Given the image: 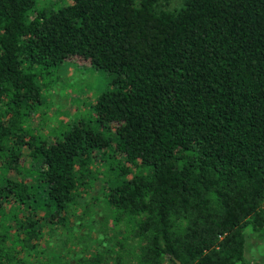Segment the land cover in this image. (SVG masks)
Wrapping results in <instances>:
<instances>
[{
  "label": "trees",
  "instance_id": "1",
  "mask_svg": "<svg viewBox=\"0 0 264 264\" xmlns=\"http://www.w3.org/2000/svg\"><path fill=\"white\" fill-rule=\"evenodd\" d=\"M158 1L0 0V264H249L247 229L264 231V0ZM73 58L111 86L95 125L46 138L33 116ZM96 184L106 246L70 250L67 214Z\"/></svg>",
  "mask_w": 264,
  "mask_h": 264
},
{
  "label": "rangeland",
  "instance_id": "2",
  "mask_svg": "<svg viewBox=\"0 0 264 264\" xmlns=\"http://www.w3.org/2000/svg\"><path fill=\"white\" fill-rule=\"evenodd\" d=\"M71 2V0H36L37 6L60 5ZM159 7L173 9L182 4V0H159ZM111 86L108 74L105 70L91 66L86 59L73 58L65 60L58 68L54 81L46 88H43V103L41 111L33 116L32 123L38 127V133L50 138L59 132L65 124L78 119L87 121L91 126L95 125V114L92 104L96 95L104 88ZM51 127L56 128L51 134L48 133ZM27 149H25L26 151ZM12 174V173H11ZM96 183L99 180L95 181ZM94 186L91 195H97ZM89 194H85L76 208L67 214L72 229L70 230L72 246L63 242V238L53 237L57 243L63 242L65 248L79 251L84 246L88 248L104 249L103 229L101 224L103 214V200L99 196L91 201ZM87 202H92L91 211L84 207ZM262 232V233H261ZM64 237V234H63ZM103 239V240H102ZM60 250L64 249L58 245ZM245 257L249 264H264V231L247 229ZM241 264V263H237Z\"/></svg>",
  "mask_w": 264,
  "mask_h": 264
}]
</instances>
